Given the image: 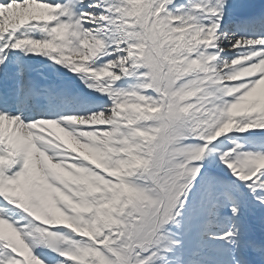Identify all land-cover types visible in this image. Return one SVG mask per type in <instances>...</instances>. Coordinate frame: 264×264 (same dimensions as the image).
<instances>
[{
  "label": "snow or ice",
  "instance_id": "6c2138e0",
  "mask_svg": "<svg viewBox=\"0 0 264 264\" xmlns=\"http://www.w3.org/2000/svg\"><path fill=\"white\" fill-rule=\"evenodd\" d=\"M0 264H264V0H0Z\"/></svg>",
  "mask_w": 264,
  "mask_h": 264
},
{
  "label": "rangeland",
  "instance_id": "374dc122",
  "mask_svg": "<svg viewBox=\"0 0 264 264\" xmlns=\"http://www.w3.org/2000/svg\"><path fill=\"white\" fill-rule=\"evenodd\" d=\"M58 135H60L59 133H57Z\"/></svg>",
  "mask_w": 264,
  "mask_h": 264
}]
</instances>
